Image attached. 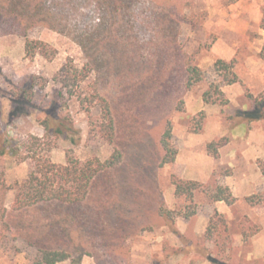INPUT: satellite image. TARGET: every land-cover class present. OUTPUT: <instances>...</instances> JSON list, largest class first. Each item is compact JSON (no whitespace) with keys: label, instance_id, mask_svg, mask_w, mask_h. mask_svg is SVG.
I'll return each mask as SVG.
<instances>
[{"label":"rangeland","instance_id":"374dc122","mask_svg":"<svg viewBox=\"0 0 264 264\" xmlns=\"http://www.w3.org/2000/svg\"><path fill=\"white\" fill-rule=\"evenodd\" d=\"M117 1L111 15L99 0H43L51 26L36 18L22 23L8 6L0 9V208L8 209L0 219V264H31L39 254L24 229L55 221L71 236L62 242L70 257L56 264H264V116L244 113L264 104V0ZM103 21L119 44L101 55L81 31L94 32ZM27 40L45 42L47 56L26 53ZM218 59L233 61L238 81H222ZM188 60L203 74L190 87ZM66 61L90 70L79 86L64 89V104L54 77ZM31 76L46 84L24 102L12 90L28 87ZM95 81L112 105L114 143L92 128L98 108L77 98ZM211 82L225 103L203 100ZM51 105L59 120L70 121L72 138L52 134L30 149V136L45 135ZM167 120L177 154L160 166ZM214 139H221L215 156L206 148ZM115 148L121 163L95 180L86 201L11 210L16 183L34 167V152L64 163L67 151L104 160ZM177 178L203 189L226 185L235 200L213 201L199 190L194 214L184 217L190 202L175 193Z\"/></svg>","mask_w":264,"mask_h":264},{"label":"trees","instance_id":"16d2710c","mask_svg":"<svg viewBox=\"0 0 264 264\" xmlns=\"http://www.w3.org/2000/svg\"><path fill=\"white\" fill-rule=\"evenodd\" d=\"M118 2L117 0H99L102 11H109L111 15L118 11L120 7L118 6ZM7 6L14 16L22 17L20 21L22 23L25 22L24 18H36L44 22V24H48V26L51 24L47 20L53 16L49 8L45 6L43 0H7L5 3L0 4V9H5ZM111 24L113 25L114 22ZM98 25V28L94 32L85 28L81 31V34L83 35L85 44H90L91 48H96L95 51H100L102 55L104 54L101 51L103 48L118 46L119 39L111 35L112 29L104 21ZM261 26L264 28V18L261 20ZM45 47L46 43L40 40H27L25 43L26 53L30 55L36 53V50H40L39 52L41 54L47 56ZM104 60L107 61L106 58ZM214 66L217 70H220L224 83L230 84L238 81V77L233 70L232 60L225 61L218 59L215 61ZM89 70L87 67L77 68L69 61H66L59 68L54 77V80L60 84L56 92L59 102L65 104L64 89L67 90L70 86H79L88 77ZM186 73L185 84L187 87L203 79L202 71L196 65L192 64L190 60L186 61ZM28 82V87L18 86L12 90V94L24 102L31 100L35 87L43 88L46 84L45 80H42V82L37 81L36 76H31ZM202 97L205 102H226L223 91L214 82L209 84L208 88L203 92ZM77 98L81 105L87 102V104L95 105L98 108L99 116L90 119L92 128L108 142L114 143L116 137L115 116L110 100L100 90L98 83L95 81L89 93L84 95L78 93ZM63 107L65 108V106ZM54 109L55 105H51L50 110H48V116L44 121L45 135L43 137L30 136V149L39 147L52 134H65L66 137L72 138L71 134H69L71 130L70 121L64 119L62 121L59 120L54 113ZM85 111L88 113V116H91L89 107H86ZM244 113L247 117L251 118L264 116V104L261 103L260 106H255L254 109L245 111ZM67 123L69 124L67 125ZM220 144L221 139L209 141L206 144L207 151L215 156ZM159 147L160 166L174 161L177 149L172 143V125L170 120L166 121L161 132ZM47 150H50L49 145ZM33 157L35 160L33 169L29 171L21 182L16 183L17 189L10 207L12 211H21L40 203H60L66 205L82 203L90 197L92 192L91 187L95 180L99 177L103 180L108 170L116 168L121 163L123 156L121 150L115 148L113 153L104 160L96 156L81 160L68 151L66 152L64 163L53 162L48 154L35 155L34 152ZM173 183L175 193L177 195H183L190 202V205L187 206L189 211L183 213L184 217H189L194 214L193 198L196 191L204 190L213 201L223 200L231 204L235 200L231 190L226 185L215 184L213 188L203 189L201 184L195 180H184L180 178L174 179ZM252 198V196L247 197L250 202H253ZM160 211L166 217H171L173 214L171 210L165 208H161ZM216 214L217 212L215 211L214 215ZM7 215L8 209L5 207L0 208V219L2 221L5 220ZM57 222H50L45 225H28L24 229L30 233V237L33 238L32 243L38 249L39 255L31 264H56L70 257V253L63 247V244L71 238L70 230L67 227L58 226Z\"/></svg>","mask_w":264,"mask_h":264}]
</instances>
